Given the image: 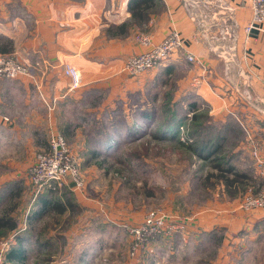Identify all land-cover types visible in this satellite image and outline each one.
<instances>
[{
	"label": "rangeland",
	"instance_id": "1",
	"mask_svg": "<svg viewBox=\"0 0 264 264\" xmlns=\"http://www.w3.org/2000/svg\"><path fill=\"white\" fill-rule=\"evenodd\" d=\"M28 69L22 75L33 74ZM165 70L103 110V95L89 94L96 91L68 98L54 133L65 138L77 179L69 173L48 188L35 182L33 166L54 134L48 121L27 147L0 144L2 264H264V222L256 221L264 207L244 204L264 189L257 140L246 125L247 135L238 134L235 119H213L203 103L192 119L185 71ZM171 118L175 137L159 131ZM241 141L252 151H237ZM153 211L180 227L141 243L133 256L132 229ZM12 250L24 260H9Z\"/></svg>",
	"mask_w": 264,
	"mask_h": 264
},
{
	"label": "crops",
	"instance_id": "2",
	"mask_svg": "<svg viewBox=\"0 0 264 264\" xmlns=\"http://www.w3.org/2000/svg\"><path fill=\"white\" fill-rule=\"evenodd\" d=\"M228 1L235 7L238 23L231 37H222L224 14L219 11L216 20L206 22L207 28H199L185 0H0V53L15 56L33 73L0 79V144L20 140L27 147L41 121L50 122L51 137L69 97L83 98L96 91L89 94L103 95V110L133 89L154 85L156 74L166 69L184 70L187 75V89L193 94L189 116L203 103L213 119H235L238 134L247 135L246 125L264 154L260 100L264 98V30L246 34L251 6L247 0ZM174 29L183 35L186 50L138 76L123 70L130 56L147 49L135 39L138 31L159 42ZM212 39L221 42L214 44ZM187 52L198 61L190 62ZM67 64L83 72L76 89L69 88ZM196 78L201 82L196 83ZM245 91H250L252 100ZM114 130L108 132L116 137ZM116 142L113 138L107 146ZM237 151L252 148L241 141ZM256 219L264 222V212Z\"/></svg>",
	"mask_w": 264,
	"mask_h": 264
},
{
	"label": "built area",
	"instance_id": "3",
	"mask_svg": "<svg viewBox=\"0 0 264 264\" xmlns=\"http://www.w3.org/2000/svg\"><path fill=\"white\" fill-rule=\"evenodd\" d=\"M247 2L252 9V19L245 26L246 34H249L253 29L264 30V0H247ZM185 6L198 22L199 28H207L206 22L216 20L219 11L224 14L222 37H227L226 35L231 37L234 27L238 26L233 14L235 7L228 0H185ZM137 40L147 46V49L130 56L126 60L123 70L130 76L141 75L159 66L172 55L186 50L185 39L177 29L170 31L159 42H154L151 35L143 33L137 35ZM186 57L190 62L198 61L193 53L187 52ZM28 72L29 69L25 63L0 53V78H16L18 75L28 74ZM65 72L70 76V89L81 86L82 74L76 66L67 64ZM195 82L200 83L201 81L196 78ZM245 93L247 99L252 100L250 91H245ZM260 100L264 104V98ZM49 140L48 150L38 155L37 162L32 169L35 182L39 187L47 185L48 188L57 184L60 185L69 173L76 179L80 173L63 135L54 133ZM258 162L259 166L264 169V159ZM244 204L247 209L253 206L264 207V189L258 197L248 196ZM179 227L177 221L166 213L161 211L150 212L143 224L132 229L136 238L132 255L136 254L141 243L163 235H170ZM0 264H2V259H0Z\"/></svg>",
	"mask_w": 264,
	"mask_h": 264
},
{
	"label": "trees",
	"instance_id": "4",
	"mask_svg": "<svg viewBox=\"0 0 264 264\" xmlns=\"http://www.w3.org/2000/svg\"><path fill=\"white\" fill-rule=\"evenodd\" d=\"M198 119V114H197V112H195L193 115H192V119ZM176 124L177 123H175L173 120H172V118L171 119H168L167 121H166V123L165 124H163L162 125V127H160V129H159V131H160V133H164L165 132V134H170L171 135V137H175L176 136V129H177V127H176ZM3 222V221H2ZM23 253L24 252H22V251H19V250H12L11 252H10V255H9V257H8V259L9 260H24V256H23ZM21 254V255H20Z\"/></svg>",
	"mask_w": 264,
	"mask_h": 264
}]
</instances>
